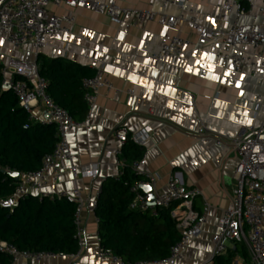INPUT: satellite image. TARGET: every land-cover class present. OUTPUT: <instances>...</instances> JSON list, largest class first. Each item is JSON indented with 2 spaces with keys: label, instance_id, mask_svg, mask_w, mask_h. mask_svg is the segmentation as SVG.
I'll list each match as a JSON object with an SVG mask.
<instances>
[{
  "label": "crops",
  "instance_id": "crops-1",
  "mask_svg": "<svg viewBox=\"0 0 264 264\" xmlns=\"http://www.w3.org/2000/svg\"><path fill=\"white\" fill-rule=\"evenodd\" d=\"M149 1L118 0V5L153 11L157 16L196 17L201 25L213 28L219 27L223 15L218 0H190L183 9L175 5L165 7L164 0H156L153 5ZM259 6L260 1L253 0L251 13L242 20L243 24L264 23ZM64 11L51 8L56 15ZM75 16L73 31L50 36L37 57L61 59L91 70L102 68L113 84L111 91L100 90L89 116L79 122L81 126L67 133L74 164H99L98 178L74 182L72 175L65 172L57 184L47 188L52 193L71 191L75 186L82 190L87 200L81 215L86 243L76 256H57L41 262L19 260L15 264H119L111 257H100L98 225L91 206L103 182L119 178L122 173L116 160L105 156L106 150L123 147L114 136L118 126H125L130 134L148 126L153 128L152 139L144 149L147 170L155 179L151 184L153 193L164 192L173 173H180L186 185L201 191L202 196L194 201V210L202 214L207 204V221L199 235L182 249L176 264L209 261L212 236L232 202L235 187L233 177L238 159L228 140L243 128L263 125L264 70L235 73L223 58L229 51L225 44L218 42L199 48L197 37L186 26L171 31L161 27L157 20L141 27L115 26L106 16L83 9L75 10ZM165 35H179L189 39L193 46L180 56L159 57L160 39ZM26 53L28 61L37 62L32 47H26ZM15 54L2 41L0 67ZM33 114L39 119L46 115L41 104L34 107ZM200 128L206 129L203 135L198 134ZM218 139L224 142L223 146L216 145ZM233 260L248 264L247 253H235L230 264Z\"/></svg>",
  "mask_w": 264,
  "mask_h": 264
},
{
  "label": "built area",
  "instance_id": "built-area-1",
  "mask_svg": "<svg viewBox=\"0 0 264 264\" xmlns=\"http://www.w3.org/2000/svg\"><path fill=\"white\" fill-rule=\"evenodd\" d=\"M156 0H150L153 5ZM190 0H164L165 7L175 5L183 9ZM259 14L264 19V0H259ZM223 11L219 19V27L201 25L198 18H184L183 15L173 17L161 14L157 16L153 11L132 10L122 8L118 0H0V43L7 42L15 56H11L7 63L0 67V84L4 89L12 90L19 100L21 107L31 113L30 121L42 124L54 123L57 126V142L52 152L46 155L40 168L32 173L20 176L14 195L1 202L2 208L12 209L18 200L30 196L51 201L65 200L75 206L74 222L76 226L75 239L79 244L80 254L86 243L85 227L81 219L87 200L77 186L71 191L52 193L47 190L51 184H57L63 173L69 172L73 181L78 179L98 178L99 164L76 166L74 155L70 151L67 133L81 126L62 107L55 104L47 95L48 80L39 75L37 62L27 60L26 47L30 46L37 57L38 52L47 45L50 36L62 32L70 34L76 22L75 10L83 9L106 16L115 26L132 24L144 26L157 20L164 29L177 31L186 26L197 37L196 46L204 48L222 42L229 51L224 54L225 62L235 73L241 74L246 70H264V23L243 24L253 8V0H218ZM245 6H248L246 8ZM62 8L64 13L56 15L51 8ZM209 18V15H206ZM189 39L179 35H165L160 39L159 57L180 56L192 48ZM20 78L15 80V78ZM83 100L88 107L89 116L95 100L101 89L111 91L113 84L104 74L102 68L96 70L93 77L83 80ZM130 94L133 92L130 91ZM41 104L45 112V119H39L33 114L36 105ZM264 114V109L262 110ZM48 116V118H46ZM206 132L200 128L199 135ZM151 126L130 134L125 126H118L114 136L124 146L131 141L133 144L146 149L152 139ZM220 139L217 146H223ZM229 146L237 155L238 164L234 172L235 187L230 206L220 218L217 231L212 236L213 252L209 261L201 264H213L216 258H228V253L238 245H243L247 253L248 264H264V123L261 127H246L235 137L228 140ZM107 158H114L122 169V147L117 150H106ZM132 171L142 178L132 185L130 193L132 200L129 204L131 211L150 214L156 218L161 210H170V216L176 223L180 233V240L171 248L168 258L153 262L156 264H176L181 258V251L188 246L200 233L201 227L208 217V205L202 214L194 210V201L202 196L196 187H190L183 182L180 173H173L164 192L154 193V204L148 203V195L143 193L142 186H152L155 179L147 170L146 153L139 160L131 163ZM121 176V175H120ZM152 184V185H151ZM99 193L91 200L93 211L97 209ZM99 225V219L95 218ZM0 252L12 258V264L19 260L41 262L57 256L51 252L19 251L16 247L0 241ZM76 256V255H75ZM100 257H111L114 262L125 264L123 260L114 256L110 251L101 249ZM234 261V260H233ZM232 264H240V260ZM137 264H148L140 262Z\"/></svg>",
  "mask_w": 264,
  "mask_h": 264
},
{
  "label": "trees",
  "instance_id": "trees-1",
  "mask_svg": "<svg viewBox=\"0 0 264 264\" xmlns=\"http://www.w3.org/2000/svg\"><path fill=\"white\" fill-rule=\"evenodd\" d=\"M37 65L39 75L48 80L47 95L75 121H83L88 114L83 100V80L93 77L96 70L43 56L37 57ZM30 115L20 106L15 93L0 84V204L16 191L19 181L12 174L38 170L57 142V126L32 122ZM143 154L144 149L131 141L122 147L121 176L103 182L95 210L100 221L101 249L110 251L125 264L164 260L180 240L170 210H161L154 218L129 209L130 188L142 180L132 171L131 163ZM74 214L75 206L65 200L51 201L36 196L18 200L12 209L0 206V241L19 251L75 256L80 248L75 239ZM235 253L246 256L245 247L236 246L227 259L216 258L213 264H230ZM0 264H12V258L0 252Z\"/></svg>",
  "mask_w": 264,
  "mask_h": 264
},
{
  "label": "water",
  "instance_id": "water-1",
  "mask_svg": "<svg viewBox=\"0 0 264 264\" xmlns=\"http://www.w3.org/2000/svg\"><path fill=\"white\" fill-rule=\"evenodd\" d=\"M48 118V116L46 117ZM20 174L19 173H13L12 174V177L18 182L19 179H20ZM142 190H143V193L148 195V203L150 205H153L154 204V193H153V188L152 186H149V185H145V186H142Z\"/></svg>",
  "mask_w": 264,
  "mask_h": 264
}]
</instances>
